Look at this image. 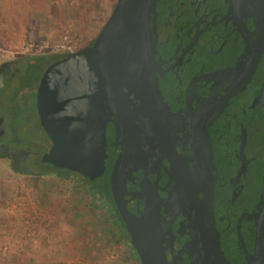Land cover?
Instances as JSON below:
<instances>
[{"label": "flooded vegetation", "instance_id": "obj_1", "mask_svg": "<svg viewBox=\"0 0 264 264\" xmlns=\"http://www.w3.org/2000/svg\"><path fill=\"white\" fill-rule=\"evenodd\" d=\"M154 23L156 82L169 116L151 133V144H142L147 152L145 175L162 199L172 171L167 156L175 166H182V161L190 165L196 124L212 114L205 131L211 152V203L218 244L230 264H258L253 251L264 173V0H156ZM26 64L20 77L33 70L29 58ZM14 73L11 64L0 76V91ZM11 95L0 106H17ZM10 114L14 116L15 110ZM104 132L103 172L108 169L109 183L120 144L111 121H106ZM3 135L0 114V147L23 149L25 160L28 151L15 141V147L9 146L2 141ZM140 140L144 141L143 135ZM139 172L140 167L131 170L132 178L125 181L127 191L139 187ZM124 197L131 212L141 207L140 197L129 192ZM158 210L157 230L166 258L174 256L180 264H189L186 249H180L189 238L181 226L184 216L175 212L169 220L162 203Z\"/></svg>", "mask_w": 264, "mask_h": 264}, {"label": "water", "instance_id": "obj_2", "mask_svg": "<svg viewBox=\"0 0 264 264\" xmlns=\"http://www.w3.org/2000/svg\"><path fill=\"white\" fill-rule=\"evenodd\" d=\"M155 2L115 0L91 43L44 67L34 107L50 144L40 161L94 178L104 169V128L111 121L120 149L109 172V191L139 264H180L164 253L157 230L160 203L169 220L175 212L184 216L181 226L189 238L180 249H186L189 264H230L219 247L212 216V163L205 131L212 114L196 124L190 165L182 161L175 166L165 155L172 171L162 199L145 175L147 152L142 144H151V133L169 116L156 82ZM261 90L264 96V81ZM138 167L139 187L127 191L125 181ZM125 192L141 198L135 212L126 207ZM259 197L253 256L264 264V173Z\"/></svg>", "mask_w": 264, "mask_h": 264}, {"label": "rangeland", "instance_id": "obj_3", "mask_svg": "<svg viewBox=\"0 0 264 264\" xmlns=\"http://www.w3.org/2000/svg\"><path fill=\"white\" fill-rule=\"evenodd\" d=\"M112 1L7 0L21 8L22 22L9 24L14 31L0 25V61L12 58L15 67L11 79L1 86L0 105L8 103L17 80H22L11 95L17 106H0L4 124L2 141L13 147L15 141L16 146L28 151L24 164L30 170H42L39 156L49 141L34 107L35 84L42 67L39 64L20 77L27 68V58L66 54L64 49L56 46L64 35L75 49L85 45L95 37ZM5 2L0 0V8ZM10 18L18 22L13 16ZM12 109L14 116L10 114ZM9 174L0 162V215L12 216L11 231L16 233L15 242H20L18 238L23 234L37 251L53 254L47 257L48 264H139L126 241L110 225L101 202L90 198L76 181L70 182L68 178L54 174L37 177ZM105 176L103 172L88 181L94 188L104 187L108 181ZM250 185V188L254 186L252 178ZM252 191L254 189L249 192ZM15 242L1 234L0 256L5 255L12 244L23 246Z\"/></svg>", "mask_w": 264, "mask_h": 264}, {"label": "trees", "instance_id": "obj_4", "mask_svg": "<svg viewBox=\"0 0 264 264\" xmlns=\"http://www.w3.org/2000/svg\"><path fill=\"white\" fill-rule=\"evenodd\" d=\"M4 1L5 0H3V2ZM114 2H115V0L112 1L111 7L113 6ZM4 5L5 6H2L0 8V25L2 24L4 27H7V30H9V31H14L12 28L9 27L10 26L9 24L10 23L16 24V23L22 22V17H21L22 16V10H21V8L14 7L15 4L7 3V0H6ZM13 8L18 9V11L13 10ZM10 16H13L15 18V20H17L18 22L13 21L10 18ZM93 38H94V36L90 40H88L86 42V44L91 43ZM55 54L56 53H50L47 56L41 55V56H34L32 58H29V65H31L33 68H36V66L40 64L42 69H43L52 60L57 59V58L65 55V54H60V55H55ZM12 62H13L12 58L11 59L10 58L9 59H3L0 61V76L7 71L8 66L11 65ZM24 153H25V151L23 149L21 151H15V150H10V149L0 147L1 166L4 167V170H6L7 172L10 173L9 175L17 173V174H21L24 176H29V177L35 176V177H37V176L46 175V174L52 176L54 174V175H62L64 178H68L70 180V182L76 181L79 185H81L83 187L84 191L86 190L89 193L90 198H93V199L97 198L99 200V202L102 203L103 208H104V214L108 219H110L109 220L110 225L115 227L116 232L120 235V237H122L126 241L127 245L129 246V248L134 253V255H135L134 257L138 261V257L135 253L134 248L131 245L128 233H127V231L123 225L121 218L119 217V215L115 209L113 200H112L111 195H110L108 181H107L106 185H104V187L94 188L93 186H91L90 181H88L89 179L85 178L81 173H79L77 171H74V170H71L68 168H64V167L46 166V165H43L42 163H39L42 170L33 171V170L28 169L27 166L24 164V160H23ZM107 173H108V169L105 171L106 179H107ZM1 204H2V198H0V205ZM1 214H3V213L1 212ZM12 219L13 218L11 215H7V216L4 214L0 215V235L6 234L9 236L10 239H12L15 242L16 241V239H15L16 233L11 231L13 228V225L10 221ZM17 230H18V228H17ZM18 239L20 240V242L17 241V242H15L16 244H21V245L25 244L30 251L36 250V248H34L29 243V240H26V237L23 234ZM44 253L47 255L48 258L53 256V254H51L49 252L44 251ZM4 257H5V255L0 256V264H5L4 263Z\"/></svg>", "mask_w": 264, "mask_h": 264}, {"label": "crops", "instance_id": "obj_5", "mask_svg": "<svg viewBox=\"0 0 264 264\" xmlns=\"http://www.w3.org/2000/svg\"><path fill=\"white\" fill-rule=\"evenodd\" d=\"M102 204V203H101ZM103 206V205H102ZM5 264H48L47 255L40 250L30 251L24 245L9 248L4 257Z\"/></svg>", "mask_w": 264, "mask_h": 264}, {"label": "built area", "instance_id": "obj_6", "mask_svg": "<svg viewBox=\"0 0 264 264\" xmlns=\"http://www.w3.org/2000/svg\"><path fill=\"white\" fill-rule=\"evenodd\" d=\"M58 47L64 49L67 53L74 51L75 48L72 46V42L70 39H67V36L64 35L63 38L61 39V41H59V43H57Z\"/></svg>", "mask_w": 264, "mask_h": 264}]
</instances>
